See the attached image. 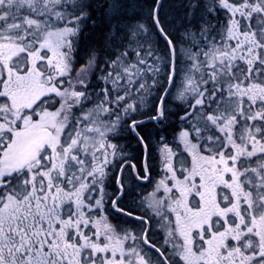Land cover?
I'll use <instances>...</instances> for the list:
<instances>
[{"label": "snow or ice", "instance_id": "snow-or-ice-1", "mask_svg": "<svg viewBox=\"0 0 264 264\" xmlns=\"http://www.w3.org/2000/svg\"><path fill=\"white\" fill-rule=\"evenodd\" d=\"M123 7L0 0V264H264V0H179V41L154 0L163 54ZM169 97L187 126L140 197Z\"/></svg>", "mask_w": 264, "mask_h": 264}, {"label": "trees", "instance_id": "trees-1", "mask_svg": "<svg viewBox=\"0 0 264 264\" xmlns=\"http://www.w3.org/2000/svg\"><path fill=\"white\" fill-rule=\"evenodd\" d=\"M122 3L124 7L121 11V26H133L136 24V20H138L137 22L139 23H144L148 26L150 33L153 35V38L156 41L154 45L159 49L161 54H163L165 52L164 41L163 39L159 38V34L153 27L152 20L149 17V10L154 4V0H122ZM178 3L179 0L172 2L168 0H162L163 7L160 10L161 21L165 24L177 41H179V29L175 23V20L179 14V10L177 8ZM143 9H145L147 12L142 13L141 11ZM96 16L98 18L100 16L99 9L96 10ZM102 31H107L104 24H98L95 26V28L90 27L87 33L89 35V39L82 41L80 50L86 53L89 47L103 43V37L101 35ZM176 80H179V76L176 78ZM171 91H175V88L171 89ZM168 110L170 115L168 116L167 120L162 122L147 120V118L144 116L138 117L139 119H145V123L141 125L138 131L146 138L149 146L151 178H155L152 176V173L154 176L162 174V170L159 166L160 149L162 145L167 143L175 149L177 145V135L179 134L181 128L185 126L179 120V115L182 114V108L179 106L178 101L169 97ZM145 111H150V108H146ZM114 141L122 145L125 151L129 152L132 156L139 160L143 149L137 143V139L133 133L127 129H124L120 132L119 137ZM139 185L143 190L146 187H150L152 183L149 181H143L139 182Z\"/></svg>", "mask_w": 264, "mask_h": 264}, {"label": "rangeland", "instance_id": "rangeland-1", "mask_svg": "<svg viewBox=\"0 0 264 264\" xmlns=\"http://www.w3.org/2000/svg\"><path fill=\"white\" fill-rule=\"evenodd\" d=\"M153 46L154 47H156L154 44H153ZM180 84V79H179V81H178V85ZM172 93H173V96L175 95V91H172ZM185 125V124H184ZM185 126H187V125H185ZM184 126V127H185ZM178 136V135H177ZM115 142V141H114ZM170 147H171V145L170 144H168ZM162 147H163V145H162ZM161 147V148H162ZM174 149V148H173ZM175 150V149H174ZM161 166H162V164H161ZM164 175V174H163ZM163 175H161L160 177H157V178H151L150 177V180H149V182H151L152 183V185L150 186V187H146L145 189H141L140 188V185H139V188L137 189V191H138V194H139V196L140 197H143V196H147L149 193H151L152 191H153V188H154V186H155V183L158 181V180H160L162 177H163ZM153 177H156V176H153ZM139 182H143V181H139ZM139 182H134V181H132V183H137V184H139ZM154 184V185H153ZM137 223L138 222H133V225L132 226H136L137 225ZM152 228H153V231H159L158 230V228H157V226L153 223V225H152Z\"/></svg>", "mask_w": 264, "mask_h": 264}, {"label": "flooded vegetation", "instance_id": "flooded-vegetation-1", "mask_svg": "<svg viewBox=\"0 0 264 264\" xmlns=\"http://www.w3.org/2000/svg\"><path fill=\"white\" fill-rule=\"evenodd\" d=\"M82 44V43H81ZM86 56V53H84L83 51H79V53H78V57L80 58V63H83L84 62V57ZM179 80H176V84H177V82H178ZM161 161V160H160ZM160 169H161V167H160ZM150 175H151V171H150ZM152 176H154V174L152 173ZM156 177L155 178H157V177H160L161 175H155ZM154 185V184H153Z\"/></svg>", "mask_w": 264, "mask_h": 264}, {"label": "bare ground", "instance_id": "bare-ground-1", "mask_svg": "<svg viewBox=\"0 0 264 264\" xmlns=\"http://www.w3.org/2000/svg\"><path fill=\"white\" fill-rule=\"evenodd\" d=\"M168 1H176V0H168ZM142 13H145V12H147L145 9H143L142 11H141ZM137 21L138 20H136L135 22L137 23ZM123 27H126V26H123ZM149 38H150V40L153 42V44H155L156 43V41L154 40V38H153V35L150 33V36H149Z\"/></svg>", "mask_w": 264, "mask_h": 264}]
</instances>
